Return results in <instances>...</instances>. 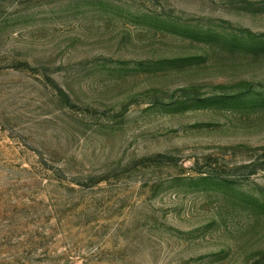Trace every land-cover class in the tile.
Segmentation results:
<instances>
[{"label": "rangeland", "instance_id": "374dc122", "mask_svg": "<svg viewBox=\"0 0 264 264\" xmlns=\"http://www.w3.org/2000/svg\"><path fill=\"white\" fill-rule=\"evenodd\" d=\"M0 264H264V0H0Z\"/></svg>", "mask_w": 264, "mask_h": 264}, {"label": "trees", "instance_id": "16d2710c", "mask_svg": "<svg viewBox=\"0 0 264 264\" xmlns=\"http://www.w3.org/2000/svg\"><path fill=\"white\" fill-rule=\"evenodd\" d=\"M61 89V88H60ZM64 95H66V97L69 99V101H71V97L69 96V95H67V94H65L64 92H63V90L61 89L60 90Z\"/></svg>", "mask_w": 264, "mask_h": 264}]
</instances>
